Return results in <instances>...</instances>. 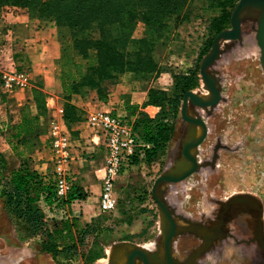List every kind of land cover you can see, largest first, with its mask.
Returning <instances> with one entry per match:
<instances>
[{
    "label": "rangeland",
    "instance_id": "374dc122",
    "mask_svg": "<svg viewBox=\"0 0 264 264\" xmlns=\"http://www.w3.org/2000/svg\"><path fill=\"white\" fill-rule=\"evenodd\" d=\"M236 5L229 8L231 14ZM188 12V21L157 41L152 52L154 71L143 75L128 68L117 73L114 81L105 82L104 88L110 94L118 89L126 91L125 96L131 91H147V104L141 108L142 117H138L143 131L146 123L155 130L156 123L164 118L173 126L172 136L163 149L157 148L148 155L141 150L139 164L132 168L131 181L122 189H116L118 204L113 211L104 212L96 203L95 215L87 217L83 205H74L73 199L57 200L54 196L49 203L46 193H42L36 205L42 209L43 218L36 213L21 215L16 206L8 202L6 181L13 170L21 168L24 162L30 163L29 153L37 148L40 137L38 132L14 137L12 133L16 130L10 125L14 123L3 119L1 109L0 151L12 153L10 157L15 159L10 163L5 156L6 164L0 167V264H108L111 247L116 242L132 241L151 248L160 239L161 216L153 188L158 176L181 156L188 127L181 113L187 92L183 91V84L187 81L189 90L208 92L201 75V62L220 32L216 26L231 27V16L229 22H221L224 11L221 6L216 8L212 0H191ZM17 15L26 16L34 28L54 38L59 55L55 63L60 76L66 68V57L82 59L69 27L38 13L29 14L25 7L4 4L0 6V34L5 33L0 49H3L4 61L9 51L4 45L19 43L20 37L11 27ZM23 31L17 30L19 34ZM146 32V24L139 21L131 37L138 40L145 37ZM136 47L137 44L131 42L126 50L132 60ZM223 48L224 53L215 66L221 77L222 99L211 115L204 109L199 111L208 127L207 137L199 147V160L209 165L168 186L167 200L181 214L188 213L189 209L208 210L214 198L240 191L255 194L264 212V68L252 23H243L242 40L224 41ZM15 54L24 55L21 51ZM9 61L11 65L6 64L4 68H9L10 72L23 64L30 71L32 60L29 57L15 59L10 54ZM184 76H188L187 80ZM94 92L97 95V91ZM71 99L72 96L69 101ZM27 113L31 114L30 109ZM179 126L183 131L176 138ZM37 129L39 131L41 125ZM53 142L54 137L50 142L52 146ZM52 180L45 178L50 184ZM60 220L68 221L69 225L54 239L56 229L63 227L56 223ZM68 229L72 230V236H63ZM237 250L230 246L227 256L231 257L229 254ZM226 261L219 260V264H232Z\"/></svg>",
    "mask_w": 264,
    "mask_h": 264
},
{
    "label": "trees",
    "instance_id": "16d2710c",
    "mask_svg": "<svg viewBox=\"0 0 264 264\" xmlns=\"http://www.w3.org/2000/svg\"><path fill=\"white\" fill-rule=\"evenodd\" d=\"M191 0H0L4 4L22 6L29 14L38 13L45 18H52L62 26L72 30L75 48L82 57L77 61L74 57L65 58V66L61 73L64 97L67 99V119L76 117V106L69 99L74 93L93 94L100 100H106L109 91L105 90L107 80L114 81L117 73L125 69H133L143 75L155 69L152 52L159 39L166 38L179 25L190 19L188 6ZM238 0H212L216 8L222 7L224 13L221 22H229L231 12L229 8L236 5ZM143 21L147 26L146 36L135 40L131 37L133 27ZM219 22V19H218ZM221 32L223 27L216 26ZM96 33V35H95ZM137 47L133 50L135 58L132 60L130 52H126L129 43ZM21 67V66H20ZM19 68V67H18ZM188 76H184L187 80ZM188 83L183 84V91H188ZM94 91H97V95ZM38 114H28L25 110L23 119L13 127L14 137H26L36 133L39 116L46 112V94L40 87L33 89ZM147 104V101L143 106ZM142 111H138L134 126L145 141L152 144L144 149L146 155L157 148L163 149L170 140L173 126L161 119L151 130L149 123L141 128ZM2 126L0 124V132ZM6 164V158L0 151V167ZM21 168L13 170L6 181L7 197L10 204H14L21 215L36 213L43 218L42 209L36 205L41 194L46 193V201L51 203L55 196L54 185L45 181L42 174L30 169L24 162ZM74 199V192L68 196ZM56 223L63 227L56 229L52 237L57 239L64 229L68 228V221L60 220ZM63 236H72L68 229Z\"/></svg>",
    "mask_w": 264,
    "mask_h": 264
},
{
    "label": "crops",
    "instance_id": "0c3cea01",
    "mask_svg": "<svg viewBox=\"0 0 264 264\" xmlns=\"http://www.w3.org/2000/svg\"><path fill=\"white\" fill-rule=\"evenodd\" d=\"M14 17L11 27L14 29L12 32L20 37L19 43L4 45V48L9 50L6 61L3 58V49H0V111L3 110L0 113L3 119L14 124L19 123L23 119L25 110L30 109L32 114H38L33 89L40 87L45 92L46 112L39 116L38 123L41 129L39 131L37 129V132L40 140L37 148L29 153V167L42 174L44 178L53 180L58 172L67 173L73 182V204L83 205L86 216H93L96 213V203L100 205L102 177L105 174L107 156L105 133L102 124L96 121V117L102 113H113L134 121L138 111L147 101V91H131L125 96L126 91L118 89L109 94L106 100H100L95 95L84 92L74 93L70 103L76 106V117L67 119V99L64 97L60 73L56 68L55 62L59 55L54 38L43 30L34 28L26 16ZM17 30L24 31L19 34ZM4 34V31L3 35L0 34V40L2 36L5 37ZM0 48L3 47L0 45ZM17 51L23 52L24 55L18 56L15 54ZM10 54L15 59L29 57L32 60L28 87L10 91L4 86L2 76L9 70L4 66L11 65ZM55 127L70 140L68 155L63 158L59 157L50 144ZM3 153L10 163L14 161L15 157H10L12 153L8 155L4 150ZM140 157L139 154L135 157V164H139ZM135 164L124 170L117 178L116 189H122L131 181L132 168Z\"/></svg>",
    "mask_w": 264,
    "mask_h": 264
},
{
    "label": "water",
    "instance_id": "95a60500",
    "mask_svg": "<svg viewBox=\"0 0 264 264\" xmlns=\"http://www.w3.org/2000/svg\"><path fill=\"white\" fill-rule=\"evenodd\" d=\"M230 22L231 27L218 33L211 49L201 62V75L208 92L188 90L185 93L181 113L183 120L188 122V127L182 141L181 156L175 158L174 163L158 176L154 184L153 197L160 211L162 242L169 258L168 264H177L172 257L174 240L187 232V228L175 220V216L180 215L167 200L168 186L209 165L199 160V147L208 133L207 124L199 111L204 109L207 114H211L222 99L221 77L215 66L224 53V41L242 40L243 23H252L256 29V38L261 49L260 61L264 68V0H239L231 14ZM157 262L160 260L156 259L150 249L132 241L114 243L108 260V264H157Z\"/></svg>",
    "mask_w": 264,
    "mask_h": 264
},
{
    "label": "flooded vegetation",
    "instance_id": "af4514ba",
    "mask_svg": "<svg viewBox=\"0 0 264 264\" xmlns=\"http://www.w3.org/2000/svg\"><path fill=\"white\" fill-rule=\"evenodd\" d=\"M211 204L208 210L189 209L188 213H179L181 217L175 216L176 222L185 226L187 232L175 238L173 260L177 264H219V260L232 264H264V212L255 194L240 191L216 197ZM230 246L238 249L229 254L231 257L227 256ZM148 249L160 260L157 264L169 263L162 234Z\"/></svg>",
    "mask_w": 264,
    "mask_h": 264
},
{
    "label": "built area",
    "instance_id": "2783aa9c",
    "mask_svg": "<svg viewBox=\"0 0 264 264\" xmlns=\"http://www.w3.org/2000/svg\"><path fill=\"white\" fill-rule=\"evenodd\" d=\"M4 86L13 91L17 88H26L30 85L29 68L25 64L16 70L3 73ZM102 124L106 138V165L102 177V193L100 209L104 212L113 211L118 204L116 194V180L124 170L135 164V157L141 150L150 148L151 143L144 140L134 126V121L119 114L102 113L96 117ZM54 132L53 149L59 157L68 155L69 138L56 130ZM54 192L57 200L66 198L73 191V182L63 171L57 173L53 180Z\"/></svg>",
    "mask_w": 264,
    "mask_h": 264
},
{
    "label": "bare ground",
    "instance_id": "6f19581e",
    "mask_svg": "<svg viewBox=\"0 0 264 264\" xmlns=\"http://www.w3.org/2000/svg\"><path fill=\"white\" fill-rule=\"evenodd\" d=\"M248 24H250V23H248ZM182 131H183V128L181 126H179L177 129V132H176V138H179L181 136Z\"/></svg>",
    "mask_w": 264,
    "mask_h": 264
}]
</instances>
